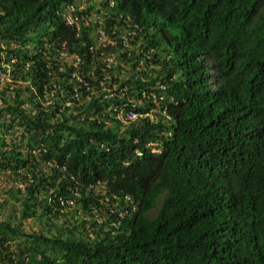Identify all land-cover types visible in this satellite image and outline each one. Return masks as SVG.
Segmentation results:
<instances>
[{"label": "trees", "instance_id": "obj_1", "mask_svg": "<svg viewBox=\"0 0 264 264\" xmlns=\"http://www.w3.org/2000/svg\"><path fill=\"white\" fill-rule=\"evenodd\" d=\"M71 2L0 0V264H264V0H115L176 71L157 154L70 98Z\"/></svg>", "mask_w": 264, "mask_h": 264}, {"label": "built area", "instance_id": "obj_2", "mask_svg": "<svg viewBox=\"0 0 264 264\" xmlns=\"http://www.w3.org/2000/svg\"><path fill=\"white\" fill-rule=\"evenodd\" d=\"M58 15L75 39L85 35L77 49L81 54L75 47L69 50L65 41L56 50L57 62L68 67L74 84L70 98L95 108L91 117H104L102 124L119 129L118 135L138 120L155 126L156 138L145 142V148L157 154L161 145L157 136L170 134L171 118L164 104L173 76L168 78L169 56L161 52L153 29L119 10L115 0H72ZM81 67L85 75L77 71Z\"/></svg>", "mask_w": 264, "mask_h": 264}, {"label": "clouds", "instance_id": "obj_3", "mask_svg": "<svg viewBox=\"0 0 264 264\" xmlns=\"http://www.w3.org/2000/svg\"><path fill=\"white\" fill-rule=\"evenodd\" d=\"M117 5V4H116ZM118 7V6H117ZM119 9V8H118ZM120 10V9H119ZM122 11V10H121ZM124 12V11H123ZM142 20V19H141ZM144 23H146L147 24V26L148 27H150L149 25H148V23L146 22V21H144V20H142ZM153 29V28H152ZM155 32H154V30H153V34H154ZM158 34V33H157ZM155 37V36H154ZM159 37H160V33H159ZM159 37L158 36H156L155 38H158V40H159ZM159 46L161 47V45H160V41H159ZM161 49V48H160ZM161 52H162V50H161ZM163 53V52H162ZM164 54V53H163ZM165 55V54H164ZM169 60H170V56H169ZM169 65H170V72H169V74H168V78H170L171 76H173V79H171L170 81H169V83H170V88H169V90H168V98H167V100H166V102H165V111H166V114H168L169 116H170V118H171V127L173 126V120H172V117H171V115L169 114V105L170 104H173V100H172V96L170 95V93H171V88H172V86H173V84H174V82L176 81V71H175V69H174V67H172V65H171V63H168ZM203 65L205 66V72H206V74H207V79H208V84H209V87H210V89H213L215 86H216V78L214 77V68H213V66H212V64H211V62L209 61V60H207V59H203ZM170 76V77H169ZM171 129V128H170ZM170 134H171V131H170ZM170 134H169V136H165L164 137V139H165V141H166V138H168V137H170Z\"/></svg>", "mask_w": 264, "mask_h": 264}, {"label": "rangeland", "instance_id": "obj_4", "mask_svg": "<svg viewBox=\"0 0 264 264\" xmlns=\"http://www.w3.org/2000/svg\"><path fill=\"white\" fill-rule=\"evenodd\" d=\"M159 41H160V37H159ZM160 45H161V42H160ZM8 186H9V183L5 179H2V176H0V197H1L2 188L8 187ZM14 216H16V215L14 214ZM12 217H13V214L9 208L4 209V210H0V221L7 220V219L12 221ZM35 229H36V225H35V223H33V221L27 220V221L23 222L24 232H30V231H33Z\"/></svg>", "mask_w": 264, "mask_h": 264}, {"label": "flooded vegetation", "instance_id": "obj_5", "mask_svg": "<svg viewBox=\"0 0 264 264\" xmlns=\"http://www.w3.org/2000/svg\"><path fill=\"white\" fill-rule=\"evenodd\" d=\"M157 36L159 37V33L157 34Z\"/></svg>", "mask_w": 264, "mask_h": 264}]
</instances>
